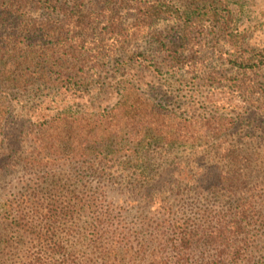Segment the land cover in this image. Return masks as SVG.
Masks as SVG:
<instances>
[{"label": "rangeland", "instance_id": "rangeland-1", "mask_svg": "<svg viewBox=\"0 0 264 264\" xmlns=\"http://www.w3.org/2000/svg\"><path fill=\"white\" fill-rule=\"evenodd\" d=\"M206 1H212L210 20L205 11L190 18L200 0L28 2L27 20L49 23L57 39L56 55L43 62L59 65L46 80L39 79L40 66L19 69L13 79L25 81V89L6 91L0 84V121L6 119L0 125V199L40 180L38 187L48 192V183L57 182V189L77 197L79 208L107 214L130 248L117 256L137 255L139 264L154 254L174 257L165 244L169 224L225 225L234 219L233 208L248 201L256 211L246 219L244 237L253 251L241 264H264V65L245 70L228 61L254 62L264 52V0ZM62 3L64 12L47 9ZM38 58L33 62H42ZM69 82L72 89L64 86ZM121 95L122 102L143 107L145 120L158 118L166 138L175 139L150 158V170L110 156L94 161L95 152L70 160L66 147L31 167L37 153L32 137L46 109L78 103L89 131L96 118L111 116ZM86 219L75 221L68 236L80 253L94 237ZM202 251L210 255L213 248ZM190 255L189 264H198L200 253Z\"/></svg>", "mask_w": 264, "mask_h": 264}, {"label": "trees", "instance_id": "trees-1", "mask_svg": "<svg viewBox=\"0 0 264 264\" xmlns=\"http://www.w3.org/2000/svg\"><path fill=\"white\" fill-rule=\"evenodd\" d=\"M32 1L43 2L44 0H0V84L7 86L6 91L14 89L12 86L16 90L27 87L25 81L13 79L16 72L24 66L27 69L40 66L42 73L39 79L46 80L49 79L48 72L59 65L43 62L46 60L45 57L52 58L56 55L58 49L55 40L57 39L53 40L50 34L53 30L49 23L36 26L27 20L29 17L27 12L31 10L27 7V3L31 4ZM200 2L201 6L198 4L196 10L190 12V18L198 17L200 13H203L202 11H205L206 20L212 19V1L208 3L206 0H200ZM47 9L65 11L63 3L54 4L53 7ZM36 32H40L39 40L37 39L38 34L35 36ZM180 40L181 47L185 48L187 42L185 32ZM179 51L176 47L172 55H177ZM35 57H39L38 59L42 62H33ZM19 58H24V61L19 62ZM228 61L245 70L259 67L261 64L264 65V52H261L254 62L250 60L236 62L233 58H229ZM29 82L33 83V79ZM64 86L72 89L70 82ZM72 86L77 88L75 94H81L82 85ZM122 97L124 96L121 95L119 98L120 103L111 116L104 119L96 118L94 127L91 126L89 131L84 128L87 123V119L83 117L85 111L81 110L78 103L73 102L76 105L67 107V109L66 107L60 109L59 105L53 110L46 109L50 113L42 116L37 134L32 137L35 144L34 149H37L36 157L34 159L31 156L28 163L31 162V167L38 165L41 159L48 156L53 157L60 153L61 147H66L65 155L70 160L87 158L90 157L87 154L95 152L94 161L110 156L121 161L126 159L138 168L144 167L150 170V158L152 159L160 149L166 150L164 142L170 143L175 139L166 138L167 134L158 123V118L155 122L145 120L143 107L136 106L135 103L128 105L126 101L122 102L124 100ZM51 101L56 102L53 99ZM71 108L74 109L71 110ZM154 109L159 116L162 115L159 105ZM63 110L65 112H62ZM142 111L144 113H141ZM110 119L116 123L109 122ZM2 123L3 126L6 123L3 117L0 125ZM203 125L207 126V123ZM10 149L9 147L8 151ZM41 182L42 180L30 183L25 189L26 192L11 199L6 196L0 199V264L142 263V258L139 259L137 255L130 254L127 259L117 256L122 249L129 252L130 248L126 246V234L120 237L122 230L117 233V228L113 226L107 214L93 211V209L87 212L84 208H79L78 201H73L77 197L66 190L61 192L56 188L59 185L57 182L48 183L53 186L49 187L48 192L42 191L43 189L38 187ZM88 201L91 203L90 200ZM247 202L233 208L230 215L234 219L226 220L222 216L226 220L225 225L207 228L197 225L194 228L189 225L177 226V223L169 224V226L173 225L172 234L165 244L172 248L175 253L174 257H168L165 260L154 254L146 264H189L190 254L195 252L200 253L198 264H241L244 259L249 261L253 247L244 237L248 226L246 219L256 209L253 205L246 207ZM92 213L93 216H89ZM82 216L91 219H86L85 222L87 229L94 237L81 244L83 250L80 253L74 242L68 240V236L75 221ZM105 239L108 243L104 242ZM68 245L70 248H67ZM202 248H210V250L213 248V252L204 256Z\"/></svg>", "mask_w": 264, "mask_h": 264}]
</instances>
